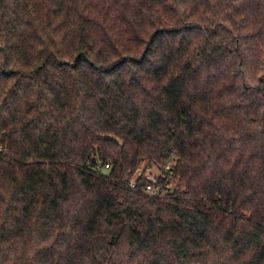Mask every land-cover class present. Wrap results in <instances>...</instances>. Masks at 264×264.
Here are the masks:
<instances>
[{
  "label": "trees",
  "instance_id": "16d2710c",
  "mask_svg": "<svg viewBox=\"0 0 264 264\" xmlns=\"http://www.w3.org/2000/svg\"><path fill=\"white\" fill-rule=\"evenodd\" d=\"M0 264H264V0H0Z\"/></svg>",
  "mask_w": 264,
  "mask_h": 264
},
{
  "label": "built area",
  "instance_id": "2783aa9c",
  "mask_svg": "<svg viewBox=\"0 0 264 264\" xmlns=\"http://www.w3.org/2000/svg\"><path fill=\"white\" fill-rule=\"evenodd\" d=\"M174 162V157H171L168 161L159 166L146 167L143 170H138L132 175L129 180V185L132 189L136 188V179L143 176L145 180L144 193L148 197H158L165 193L164 189L160 185V181L167 180L168 175L171 173V169ZM106 168H109L106 165ZM166 184V182H165ZM166 187V186H165Z\"/></svg>",
  "mask_w": 264,
  "mask_h": 264
}]
</instances>
